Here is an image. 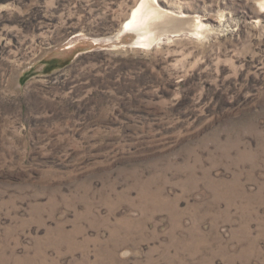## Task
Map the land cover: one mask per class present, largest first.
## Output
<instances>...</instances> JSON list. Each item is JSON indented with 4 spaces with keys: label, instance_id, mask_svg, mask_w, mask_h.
<instances>
[{
    "label": "rangeland",
    "instance_id": "obj_1",
    "mask_svg": "<svg viewBox=\"0 0 264 264\" xmlns=\"http://www.w3.org/2000/svg\"><path fill=\"white\" fill-rule=\"evenodd\" d=\"M141 2L0 0V264H264V0Z\"/></svg>",
    "mask_w": 264,
    "mask_h": 264
},
{
    "label": "bare ground",
    "instance_id": "obj_2",
    "mask_svg": "<svg viewBox=\"0 0 264 264\" xmlns=\"http://www.w3.org/2000/svg\"><path fill=\"white\" fill-rule=\"evenodd\" d=\"M152 2L157 3V0H142L141 4L133 11L130 18L125 22L123 26L124 31L135 29L139 32L143 30L145 23L149 22L147 20H149V18L151 17H160V19L157 21V25L158 23H161V26L163 27L165 25V27L162 28L159 26L160 28L158 29V26H153V29H155L154 31L156 32V34L154 35L155 39L139 35L140 39L138 43L151 46L154 40H157L158 38H163L164 36H172L177 34L190 35L192 33L194 35L200 34V31L198 32V27L201 26H198L195 20H191V17L185 18L176 14L158 11V9L156 10L154 6H152ZM174 19L176 22L173 24ZM184 25H186L188 28H186ZM165 31H167L168 33L171 31V35H168L167 33H165ZM138 34L142 33L139 32Z\"/></svg>",
    "mask_w": 264,
    "mask_h": 264
},
{
    "label": "water",
    "instance_id": "obj_3",
    "mask_svg": "<svg viewBox=\"0 0 264 264\" xmlns=\"http://www.w3.org/2000/svg\"><path fill=\"white\" fill-rule=\"evenodd\" d=\"M191 20L194 21L195 19L191 17ZM175 22H176V21H175V19H174L173 24H174ZM170 32H171V31H170ZM170 32L168 33L167 31H165V33H167L168 35H171ZM140 33H142V32H140ZM173 34H174V33H173Z\"/></svg>",
    "mask_w": 264,
    "mask_h": 264
},
{
    "label": "snow or ice",
    "instance_id": "obj_4",
    "mask_svg": "<svg viewBox=\"0 0 264 264\" xmlns=\"http://www.w3.org/2000/svg\"><path fill=\"white\" fill-rule=\"evenodd\" d=\"M262 11H264V8H262Z\"/></svg>",
    "mask_w": 264,
    "mask_h": 264
}]
</instances>
